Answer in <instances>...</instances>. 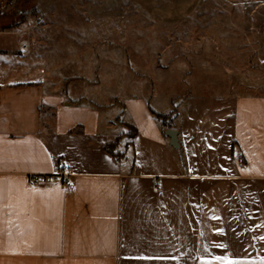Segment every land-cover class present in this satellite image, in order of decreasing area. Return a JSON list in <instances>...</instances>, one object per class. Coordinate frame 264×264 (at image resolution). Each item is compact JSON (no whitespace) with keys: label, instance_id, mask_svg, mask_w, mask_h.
I'll return each instance as SVG.
<instances>
[{"label":"crops","instance_id":"0c3cea01","mask_svg":"<svg viewBox=\"0 0 264 264\" xmlns=\"http://www.w3.org/2000/svg\"><path fill=\"white\" fill-rule=\"evenodd\" d=\"M207 1L120 0L105 26L92 0H35L33 22L16 0L0 4V264H264L262 53L261 84L188 96L181 109L154 94L155 76L147 97L102 103L92 92L133 79L122 60L134 49V10L151 25H177ZM170 113L173 124L157 116ZM119 115L137 128L120 162L104 150L126 131ZM60 160L73 191L30 182Z\"/></svg>","mask_w":264,"mask_h":264},{"label":"rangeland","instance_id":"374dc122","mask_svg":"<svg viewBox=\"0 0 264 264\" xmlns=\"http://www.w3.org/2000/svg\"><path fill=\"white\" fill-rule=\"evenodd\" d=\"M4 1L7 0H0V4ZM23 3H28L27 7ZM40 3L47 6L50 0H40ZM15 5L27 13L25 19L33 22L37 15L35 0H16ZM120 7V0H92L87 9L92 15H100L101 25L105 26ZM13 8L8 21L16 18ZM97 20L91 18L89 26ZM129 20L133 26L134 49L126 51L122 61H126L133 79L129 78L122 88L112 89L110 83H106L100 93L92 91L102 103L115 102L116 98L123 100L125 96L147 97L146 90L153 91V82L147 81L150 76L156 77V96L176 97L166 104L168 109L177 101L176 106L181 109V101L192 95L248 92L262 78L263 63L257 60L259 54L264 56V0H208L201 13L177 25H151L136 10ZM166 30L168 33H164ZM179 38L184 44L181 55L175 50ZM179 57L185 61H174ZM111 110L119 112L122 108L114 105ZM172 116L173 113L166 116L168 124L173 122ZM123 120H127L126 117L119 115L120 124L125 123ZM122 131L119 125L117 134ZM124 140L128 142L127 138Z\"/></svg>","mask_w":264,"mask_h":264},{"label":"built area","instance_id":"2783aa9c","mask_svg":"<svg viewBox=\"0 0 264 264\" xmlns=\"http://www.w3.org/2000/svg\"><path fill=\"white\" fill-rule=\"evenodd\" d=\"M41 18H38L40 20ZM21 52H25L27 47L22 45L20 47ZM239 160L242 162L243 158L241 155L238 156ZM73 171L71 166H69L65 161L60 160L57 164L56 172L52 174H39V175H30L29 180L32 184H52V183H61L69 190L73 191L75 189V184L73 181ZM161 179L153 180V187L155 191H159L161 188Z\"/></svg>","mask_w":264,"mask_h":264},{"label":"trees","instance_id":"16d2710c","mask_svg":"<svg viewBox=\"0 0 264 264\" xmlns=\"http://www.w3.org/2000/svg\"><path fill=\"white\" fill-rule=\"evenodd\" d=\"M159 119L165 120L167 117L166 115H157ZM168 116V115H167ZM126 131L118 136H116L113 140L104 144V150L109 155H111L115 160L120 162L125 157V152L121 150V144L125 143L124 139L127 138L128 142L125 144L129 147L132 144V140L137 135V128L130 124V123H123Z\"/></svg>","mask_w":264,"mask_h":264},{"label":"water","instance_id":"95a60500","mask_svg":"<svg viewBox=\"0 0 264 264\" xmlns=\"http://www.w3.org/2000/svg\"><path fill=\"white\" fill-rule=\"evenodd\" d=\"M166 135L171 139V146L173 148H178L179 147V142H178V132L176 130H167Z\"/></svg>","mask_w":264,"mask_h":264},{"label":"snow or ice","instance_id":"6c2138e0","mask_svg":"<svg viewBox=\"0 0 264 264\" xmlns=\"http://www.w3.org/2000/svg\"><path fill=\"white\" fill-rule=\"evenodd\" d=\"M221 259H224L226 261V264H227V258L217 257V260H221Z\"/></svg>","mask_w":264,"mask_h":264}]
</instances>
